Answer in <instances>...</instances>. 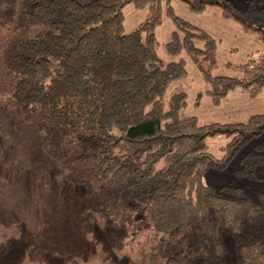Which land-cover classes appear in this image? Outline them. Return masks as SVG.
<instances>
[{
  "label": "trees",
  "instance_id": "16d2710c",
  "mask_svg": "<svg viewBox=\"0 0 264 264\" xmlns=\"http://www.w3.org/2000/svg\"><path fill=\"white\" fill-rule=\"evenodd\" d=\"M245 1L239 8L182 0L196 14L216 5L255 39V56L233 64L218 61L217 41L175 15L172 0H0V108L30 149L45 152L70 184L91 190L101 221L131 229L146 247L161 242L163 264H227L224 235L236 264H264V193L254 199L226 187L225 197L202 183L209 168H226L262 134L264 111L200 124L182 113L185 92L163 100L168 85L187 75L183 54L214 105L236 89L251 99L264 91V0ZM128 4L144 17L126 33ZM164 16L174 24L165 52L177 58L168 62L156 37ZM219 67L233 75L213 74ZM219 136L229 142L217 159L207 140ZM263 171L261 142L236 174L255 180Z\"/></svg>",
  "mask_w": 264,
  "mask_h": 264
},
{
  "label": "rangeland",
  "instance_id": "374dc122",
  "mask_svg": "<svg viewBox=\"0 0 264 264\" xmlns=\"http://www.w3.org/2000/svg\"><path fill=\"white\" fill-rule=\"evenodd\" d=\"M222 1L239 8L247 5L245 0ZM171 6L175 15L217 41V59L221 63H240L255 56L260 48L237 23L223 19L216 5L200 14L191 12L182 0H172ZM123 14L126 33L144 17L132 4L125 6ZM173 29L172 20L164 16L156 30L158 55L166 62L177 59L167 56L164 46ZM183 57L187 75L168 85L163 97L166 105L173 94L185 92L187 105L182 113L196 117L200 124L228 123L264 111V91L251 99L245 91L236 89L214 105L205 94L207 86L200 72L187 56ZM213 74L233 75L223 67ZM14 119L0 108V264H163L161 242L146 247L134 238L131 229L123 230L110 220L101 221L91 190L70 184L50 160L42 158L45 152L30 149ZM26 136L35 142L31 135ZM228 142L225 136L209 138L207 151L220 159ZM261 142L264 131L241 149L226 168H209L202 183L225 197L230 196L223 189L226 187L242 188L254 199L264 193V171L262 178L255 180L236 174L240 158ZM224 242L227 264H236L232 239L224 235Z\"/></svg>",
  "mask_w": 264,
  "mask_h": 264
},
{
  "label": "crops",
  "instance_id": "0c3cea01",
  "mask_svg": "<svg viewBox=\"0 0 264 264\" xmlns=\"http://www.w3.org/2000/svg\"><path fill=\"white\" fill-rule=\"evenodd\" d=\"M249 196V195H248ZM252 198V197H251Z\"/></svg>",
  "mask_w": 264,
  "mask_h": 264
}]
</instances>
